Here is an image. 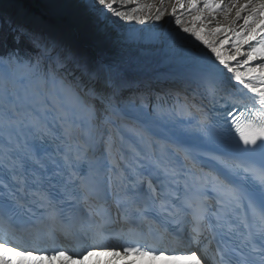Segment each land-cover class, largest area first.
<instances>
[{
    "label": "bare ground",
    "instance_id": "obj_1",
    "mask_svg": "<svg viewBox=\"0 0 264 264\" xmlns=\"http://www.w3.org/2000/svg\"><path fill=\"white\" fill-rule=\"evenodd\" d=\"M3 1L14 0H0V3ZM43 1L50 5L51 12L60 16L69 15L64 18L62 26L72 31L71 34L67 30L59 35L61 33H56L37 17L27 18L25 14H21L20 18L31 22L37 30V37L46 42L49 50L43 59L58 54L59 59H62L59 67L71 74V77L77 75L79 79L75 81V86L83 87L86 95L91 94L95 98L98 95L111 98L113 90L122 85L132 87L131 83L137 77L179 83L183 76L177 72L188 74V68H195V75L198 77H201V73H209L212 79L219 81L223 56L235 62L242 58L257 57L254 65L264 64L263 48L260 47L258 51L257 46L252 54L249 52L254 45H264V0H131L132 7L137 8L138 12L126 24H123L122 17L118 19L115 15H120L122 7L129 6H125L123 0ZM187 7L194 10L187 27L171 28L168 16L162 24L159 23L157 17L165 9L168 15L174 13V17ZM247 33L250 34L248 40L251 37L253 40L247 41L242 47L234 46ZM198 34L201 40L196 42ZM228 36L230 41L219 46L218 42ZM48 68V65L45 66V73L37 77L34 83L33 72H30L20 79V84L12 86L11 89H15L13 100L18 102L15 106L17 111L25 114V109L33 106V114L38 111V117L41 118H47L51 109L65 111L70 115L72 126L93 127L90 119L78 122L79 112L85 110L79 99H73L65 90V97L56 99L52 91L47 92L45 85L37 84L38 80L48 74ZM261 69L258 67L260 71L250 74L248 79L258 82L260 87L257 91L264 93V70ZM10 79L5 70H0V80L5 81L7 87L11 84ZM30 82L33 84L29 85ZM135 94L138 97L142 95ZM0 96H4V91L0 90ZM261 99L264 101V98ZM143 118L148 119L150 116ZM162 120L168 123L165 130L174 137L173 147L178 148L176 145H181L192 135L199 138L202 145H208L205 132L196 129L197 126L186 124L172 115H164ZM198 237L179 239L176 242L179 248L168 253L169 264H216L207 250L203 249L206 238L200 240ZM39 247L40 250L36 248L38 252L21 253L13 263L101 264L104 259L108 264L118 258L111 250H120L122 245L119 240H94L90 247L83 250L84 255L75 253L70 248L58 250L54 255L49 240L40 241ZM201 250L202 254L199 256L198 252ZM158 251L161 252L160 247ZM164 255L166 253H158L153 258L157 260Z\"/></svg>",
    "mask_w": 264,
    "mask_h": 264
},
{
    "label": "rangeland",
    "instance_id": "obj_2",
    "mask_svg": "<svg viewBox=\"0 0 264 264\" xmlns=\"http://www.w3.org/2000/svg\"><path fill=\"white\" fill-rule=\"evenodd\" d=\"M197 2H199V0L197 1ZM123 3H124V5L126 6V5H129L128 7H130V8H128V7H122V9H120L119 10V12H120V15H118L117 16V14H115L116 15V17H118V19H119V17H122V21H123V24H126L127 22H129L130 20H131V18L135 15V13L136 12H138V9L137 8H135V7H132L133 5H132V2H131V0H123ZM188 8V7H187ZM186 8V9H187ZM183 10H185V9H183ZM183 10L182 11H180L179 13H178V15H182V12H183ZM194 12H192V14L191 15H188V19H187V22H186V24H184L183 26H181V27H187V25H188V23H189V21H190V19L193 17V14ZM167 14H168V12H167V10L165 9L164 11H163V13H161V14H159L158 15V21H159V23L160 24H162L164 21H165V19H166V16H167ZM183 17H184V15H182ZM186 20V19H185ZM124 26V25H123ZM181 27H176V28H181ZM19 31H20V33L22 32V30L19 28L18 29ZM23 33V32H22ZM250 33V32H249ZM250 34H246V35H244L243 37H241V39H239V40H237V45H238V43H243V41H245L246 39H249V36ZM230 36H228L227 38H222L219 42H218V44H219V46H224V45H226L229 41H230ZM201 40V36L198 34L197 36H196V39H195V41L196 42H198V41H200ZM204 40H205V38H204ZM236 44L234 45V46H237ZM244 45V44H243ZM243 45H239V47H242ZM258 46V47H257ZM256 47H257V50L258 49H260V47L261 48H263L264 49V45H262V44H260V45H254V46H252L251 48H250V53L252 54V52L256 49ZM219 49V48H218ZM259 51V50H258ZM251 54H249V55H251ZM248 55V56H249ZM248 56H246V57H248ZM247 59V58H246ZM43 58L41 57V55H40V53L39 52H37L36 53V57H35V59H34V62H33V65L30 67V68H25L24 66L28 63V61H23V62H18V60H16L15 58H3L2 59V61H1V67H5V66H11V72H12V75L14 76V78L16 79V75L17 74H19V77H22L24 74H28V73H30V72H33V71H35L33 74H34V76L35 77H37L38 75H40V74H42L43 75V73H44V71H43ZM256 64V63H255ZM22 67H24V68H22ZM258 67H261L262 69L261 70H264V64L263 65H260V66H251L250 67V70L251 71H254V72H252V73H255V72H257V71H260V70H258ZM251 73V74H252ZM41 76V75H40ZM39 77V76H38ZM65 76L64 75H60V79H65L64 78ZM122 78V77H121ZM17 80V79H16ZM65 81V80H64ZM158 95H161V93L160 92H158L157 93ZM152 97H153V95H149V97H148V99H147V104H149L150 102H151V99H152ZM153 102V101H152ZM144 103L145 102H141V104H143L144 105ZM153 106H152V108L154 107V109H156V107H159V104L156 102V100H155V102L152 104ZM142 106V105H141ZM149 106V105H148ZM151 106V105H150ZM160 108V107H159ZM199 257V256H198Z\"/></svg>",
    "mask_w": 264,
    "mask_h": 264
},
{
    "label": "trees",
    "instance_id": "obj_3",
    "mask_svg": "<svg viewBox=\"0 0 264 264\" xmlns=\"http://www.w3.org/2000/svg\"><path fill=\"white\" fill-rule=\"evenodd\" d=\"M31 7L39 10L38 1L24 0ZM19 32V31H18ZM36 48L27 36L21 33L17 35V31L4 20L0 14V55L17 56L18 58L33 57Z\"/></svg>",
    "mask_w": 264,
    "mask_h": 264
}]
</instances>
